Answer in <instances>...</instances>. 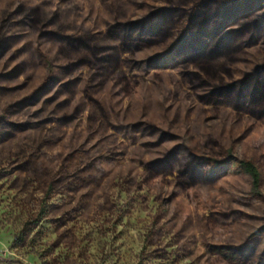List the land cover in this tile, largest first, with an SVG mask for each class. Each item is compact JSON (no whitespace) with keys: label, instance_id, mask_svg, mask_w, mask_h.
I'll use <instances>...</instances> for the list:
<instances>
[{"label":"rangeland","instance_id":"rangeland-1","mask_svg":"<svg viewBox=\"0 0 264 264\" xmlns=\"http://www.w3.org/2000/svg\"><path fill=\"white\" fill-rule=\"evenodd\" d=\"M0 258L264 264V0H0Z\"/></svg>","mask_w":264,"mask_h":264},{"label":"trees","instance_id":"trees-1","mask_svg":"<svg viewBox=\"0 0 264 264\" xmlns=\"http://www.w3.org/2000/svg\"><path fill=\"white\" fill-rule=\"evenodd\" d=\"M243 170L248 174L254 191H259L261 185V175L258 168L251 162L241 163Z\"/></svg>","mask_w":264,"mask_h":264},{"label":"built area","instance_id":"built-area-1","mask_svg":"<svg viewBox=\"0 0 264 264\" xmlns=\"http://www.w3.org/2000/svg\"><path fill=\"white\" fill-rule=\"evenodd\" d=\"M0 262L3 264L4 263V261L2 260V258H0Z\"/></svg>","mask_w":264,"mask_h":264},{"label":"crops","instance_id":"crops-1","mask_svg":"<svg viewBox=\"0 0 264 264\" xmlns=\"http://www.w3.org/2000/svg\"><path fill=\"white\" fill-rule=\"evenodd\" d=\"M0 264H2V263L0 262Z\"/></svg>","mask_w":264,"mask_h":264}]
</instances>
